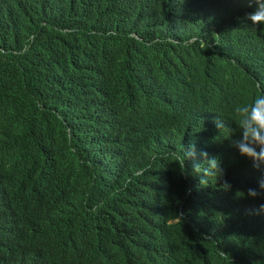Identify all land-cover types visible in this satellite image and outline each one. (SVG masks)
I'll return each instance as SVG.
<instances>
[{
	"label": "trees",
	"instance_id": "obj_1",
	"mask_svg": "<svg viewBox=\"0 0 264 264\" xmlns=\"http://www.w3.org/2000/svg\"><path fill=\"white\" fill-rule=\"evenodd\" d=\"M253 7L0 0V264H264L246 161L207 138L264 92Z\"/></svg>",
	"mask_w": 264,
	"mask_h": 264
},
{
	"label": "clouds",
	"instance_id": "obj_2",
	"mask_svg": "<svg viewBox=\"0 0 264 264\" xmlns=\"http://www.w3.org/2000/svg\"><path fill=\"white\" fill-rule=\"evenodd\" d=\"M253 6V10L245 14L246 19L253 27H264V0H242V6ZM258 92L250 102L239 103L233 107L232 119L240 131L226 126L223 119L216 116L211 119L212 131L207 136L211 146L219 148L225 143V140L232 141L236 153L246 162L242 164V172L251 188L248 189L245 202L251 201L257 211L264 212V92L260 81H258ZM229 104H221L220 109L225 110ZM197 114L198 111L192 112ZM203 131L206 134L207 125L204 122ZM238 131L237 134L235 132ZM204 140V138H202ZM203 140L200 139L199 149ZM197 156L196 146L192 144L189 149L184 150L181 157L175 162L181 169L185 167V161L188 158L195 159ZM199 156L203 158L207 167L204 168V178L201 184L208 183L209 177H222L224 169L221 167L219 158L210 156L207 151H200ZM248 163V164H247ZM167 160H164L157 167L166 166ZM249 165V168H248ZM244 167V168H243ZM244 169V170H243ZM246 169V170H245ZM248 169V170H247ZM194 170L201 172V165L195 164ZM224 190H229L231 185L225 181L221 186Z\"/></svg>",
	"mask_w": 264,
	"mask_h": 264
}]
</instances>
